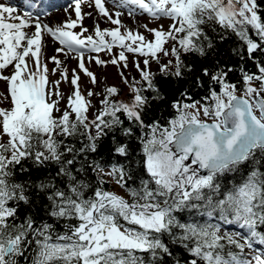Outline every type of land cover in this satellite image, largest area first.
Listing matches in <instances>:
<instances>
[{
	"label": "snow or ice",
	"instance_id": "obj_1",
	"mask_svg": "<svg viewBox=\"0 0 264 264\" xmlns=\"http://www.w3.org/2000/svg\"><path fill=\"white\" fill-rule=\"evenodd\" d=\"M106 3L71 0L64 11L75 18L53 27L0 0V81L7 85L0 104H10L0 107V264H264V251L254 250V243L264 245V7L258 0H112L113 12ZM83 6L116 27L96 22L87 34L83 21L92 12ZM121 9L170 23L141 25L148 39L124 27ZM209 30L221 41L235 36L236 66L202 67L203 102L173 99L172 118L152 119L153 101L169 103L170 86L156 81L150 61L165 77L193 74L182 56L207 57L214 48ZM48 38L64 60L46 56ZM104 51L109 61L99 57ZM127 53L144 57L143 67L134 61L140 80L120 72L128 101L114 99L115 86L85 95L80 74L74 68L69 77L65 63L75 59L96 87L86 61L127 68ZM61 69L60 79L50 80ZM193 81L204 86L198 74ZM180 96L191 100L187 90ZM92 97H102L99 107ZM106 138L105 150L116 158L107 171L87 160ZM86 166L97 174L95 186L83 178ZM104 176L127 198L106 190ZM222 224L244 232L222 231Z\"/></svg>",
	"mask_w": 264,
	"mask_h": 264
},
{
	"label": "trees",
	"instance_id": "obj_2",
	"mask_svg": "<svg viewBox=\"0 0 264 264\" xmlns=\"http://www.w3.org/2000/svg\"><path fill=\"white\" fill-rule=\"evenodd\" d=\"M258 3L262 7H264V0H258ZM262 15H264V13H262ZM209 36L213 38L214 48L209 52V55L207 57H200L195 54H186L182 56V59L184 60L185 64H187L189 67L193 69V74L191 75L186 74L183 79H176L175 77H165L160 72L154 73L156 81L158 83H164L166 85H169L170 87L168 89V92H166V95H168L169 103H160L159 101H153L149 111V116L152 119H158L160 120L161 123H164L168 119L172 118L175 110L170 107V103L173 99H182L183 102L186 103H190L195 100H201V102H203L202 97H204L208 93V78L203 77L202 67H209L210 69H212L217 65V62H219L221 65L228 64L230 66H236L237 60L236 57L232 54V49L238 46V41L236 40L235 36L229 35L227 39L221 41L219 35L215 32H212L211 30H209ZM247 67L250 70L255 71L251 62L248 63ZM195 74H198L203 78L204 81L203 87L194 84L193 75ZM238 79H239L238 75L230 74V80L232 82H236L238 81ZM172 89H178V91H176L175 94L172 95L171 94ZM185 90H187L189 96L191 97V100H189L187 97L180 96V92H183ZM119 93L120 94L114 97V99H119L124 101L130 100L131 98L130 96L128 99H124L122 97L120 89H119ZM130 143L132 147L136 150L134 155L137 156L138 158L139 155L138 142L133 139ZM106 145H107V138L101 142V146L98 153L88 154L87 160L88 162L97 161L104 166L105 170H108L109 165L111 163H116V158L109 157L107 151L105 150ZM76 146L77 147L80 146L78 142H76ZM23 178L24 177L21 176V179ZM83 178L86 181L91 182L94 186L97 183V174L93 172L91 168H87V166H86V175ZM102 178L106 181V183L104 184L105 189L108 191H113L114 189L113 183L107 181L105 179V176ZM40 215H43V213L41 212ZM254 245H258V244L254 243ZM173 248L176 249L174 258L180 259L181 250L178 248V246L175 245H173ZM248 251H249L248 249H245L246 253H248ZM166 259H173V258L168 257ZM21 264H23L22 259H21Z\"/></svg>",
	"mask_w": 264,
	"mask_h": 264
},
{
	"label": "rangeland",
	"instance_id": "obj_3",
	"mask_svg": "<svg viewBox=\"0 0 264 264\" xmlns=\"http://www.w3.org/2000/svg\"><path fill=\"white\" fill-rule=\"evenodd\" d=\"M8 3H10V2H8ZM55 10H57V9H55ZM59 10H57V11H59ZM124 12L126 13V11H124ZM98 14H97V16H98ZM134 18H135V20L131 23V25H127L126 22L121 17L124 27L131 28L133 30H139L140 32H143L148 39H152V36H151V34L145 32L144 28L141 27V25L147 24L149 28H156L160 24H163L164 27L167 28L168 24L170 23V21L167 19H161L159 21L152 20L150 17L147 16V14L139 15V16H136ZM102 21H103L104 25L99 26L101 29L116 27L115 25H112L109 21H107V19H102ZM96 22H98V21H97V18H95V15H92V17H85V20L83 21V25L89 29V33H87V34H93V25ZM76 31H79V28H77ZM121 31H124V28H122ZM106 39H110V38L106 37ZM118 51H119L118 48L113 49V53H117ZM87 55L88 54L86 53V56ZM92 55H97V54H92ZM98 55L101 59H103L105 61H109L111 59V56H112V54L108 53L107 51L100 52ZM46 56L51 57V55H46ZM127 56H128V65H129L127 68H122V67L118 68L116 65H113L111 63H108L106 65H97L94 61L91 63H88L86 61V66L89 68L90 71H92L93 73L96 74L98 80L100 81V84L96 87H93L92 84L90 83V79L87 76H84L82 72H80V70L77 67V61L75 59L67 60V62H65V63H66V66L69 70V77H71V74H72L71 70L74 68L80 74V76H81L80 85H81V89L85 95H87L88 89H92L93 91H101L105 87L115 86L116 88L120 89L122 97L124 99H128L129 96L131 97L129 87L127 84L124 83V81L120 75V72L123 71L124 76L127 77L129 79V81H131L132 78H135L136 80H140V74L134 66V61H139L141 63V67H143L142 62H143L144 57H141L138 54H132V53H127ZM168 59H169L168 57H162L161 63H166ZM48 67L51 70L54 67V64H52L51 62H48ZM159 68H160V66L155 61H150V71L151 72H153V73L160 72ZM60 71H62V69L58 70V72L55 76H50V80L60 79ZM60 87H61V91L64 92L65 94H70V92L72 90V86L70 85V83H63L62 82ZM6 91H7L6 83L3 81H0V93H6ZM100 99H102V97H92V101L94 104H96L97 107L100 106L99 105ZM62 106H63V102H62ZM0 107H10V104L8 102H5L3 104H0ZM89 115H91V113ZM6 139L7 138L5 137L4 140L6 141ZM105 171H107V170H105ZM105 179L107 181L113 183V186H114L113 191L114 192H116L120 195H123L127 198V194L125 193V191L121 187H119L113 179L106 177V176H105ZM221 226H222V231L241 232V233L244 232V230L240 229L237 225H223L222 224ZM261 249L264 250V248H261V247H258L257 245H254V250L262 251ZM248 254H249V258H251L250 251H248Z\"/></svg>",
	"mask_w": 264,
	"mask_h": 264
},
{
	"label": "bare ground",
	"instance_id": "obj_4",
	"mask_svg": "<svg viewBox=\"0 0 264 264\" xmlns=\"http://www.w3.org/2000/svg\"><path fill=\"white\" fill-rule=\"evenodd\" d=\"M45 1H47V0H45ZM54 1H59V0H51L49 2H46L44 4V6H42V4H41V6H40V8L38 10H32L31 9L29 12H32L34 17L38 14L39 18L41 19V21L43 23H47V24H49V25H51L53 27H55L56 25L62 23L63 20H65L69 15H71L72 18H75L74 17V13H72L71 10L68 13H66L64 11L65 7L62 8L63 6H61V8H59L60 10L56 8L59 11L53 9L55 7H59L58 4L62 3V2H54ZM67 3H70V2H67ZM11 5L16 7L17 10H18V13L21 14V15L24 12H26L25 7L21 6V4H19V3H15V4L11 3ZM67 5H64V6H67ZM106 7H109L113 12L116 11V9L113 7L112 3H110V0H107ZM83 11L84 12H89V11L92 12V15H95V18H97L99 26H103L104 25L102 19H106V18L101 17L98 14L97 10H95L94 7L93 8H89L87 6H83ZM121 11H123V9H121ZM97 14H98V16H97ZM122 19L126 22L127 25H131V23L135 20V18H130L126 13H125L124 16H122ZM56 46H58V45H56L50 38H48L47 47L45 49V54L46 55H51V56L59 55V54H57L54 51ZM59 57L61 58V60H64V56L63 55H59Z\"/></svg>",
	"mask_w": 264,
	"mask_h": 264
}]
</instances>
